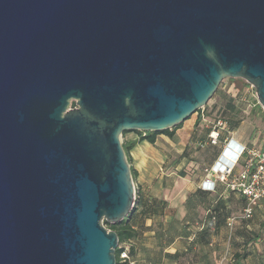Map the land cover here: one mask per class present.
<instances>
[{"label": "water", "instance_id": "95a60500", "mask_svg": "<svg viewBox=\"0 0 264 264\" xmlns=\"http://www.w3.org/2000/svg\"><path fill=\"white\" fill-rule=\"evenodd\" d=\"M227 77L264 109V0H0V264H116L122 135L179 125Z\"/></svg>", "mask_w": 264, "mask_h": 264}, {"label": "crops", "instance_id": "0c3cea01", "mask_svg": "<svg viewBox=\"0 0 264 264\" xmlns=\"http://www.w3.org/2000/svg\"><path fill=\"white\" fill-rule=\"evenodd\" d=\"M198 119L200 114L195 113L168 131L159 132L154 143L140 140V133L136 130L123 134V142L135 143L129 158L139 191L128 222L137 232L129 241L136 250V264H182V258L192 243L184 228L192 220V212L198 205L188 198L196 193L211 195L202 190L200 184L206 175L205 168L218 158L216 154L210 158L203 173L182 174L187 170L195 172L193 170L197 167V161L187 153L194 134L199 136L198 144L216 147L209 143L207 125L198 126ZM242 124L229 136L241 144L255 145L256 142L250 141L242 131ZM258 145L263 146L264 141ZM228 195L223 193L220 196L225 198ZM251 243L245 241L235 252H243V264H264V239L258 238Z\"/></svg>", "mask_w": 264, "mask_h": 264}, {"label": "rangeland", "instance_id": "374dc122", "mask_svg": "<svg viewBox=\"0 0 264 264\" xmlns=\"http://www.w3.org/2000/svg\"><path fill=\"white\" fill-rule=\"evenodd\" d=\"M245 83L246 80L242 78H224L217 89L218 92L216 91L217 94L215 92L208 103L214 104V102H217L216 106L220 108L221 115L230 116L231 113L226 112V105L231 96L226 92L225 88L227 89L228 85H236L241 88V96L235 101L240 108L238 118L241 119V123L243 122L241 129L249 140L253 143L256 142L257 145H255L259 147L260 145L258 144L264 141V109L258 102L257 97H255L254 90H250ZM70 106H75L74 100L71 101ZM190 146L189 153L197 161V167L193 170L195 172L187 170L185 173L189 172L193 176L192 173L204 172L206 162L216 154L217 148L198 147L194 143ZM134 185H136L135 181ZM194 199L198 206L192 212V220L186 225L189 227L187 232L192 238V243L186 252L185 258H182V264H236L235 250L239 247L242 248L245 239L248 237L251 239L258 237L264 239L263 209L256 212L252 218L244 219L242 218L243 201L235 193H231L225 198L216 194L209 196L195 194ZM217 201L222 202V204L217 205ZM216 207L217 210H215L219 213V222L222 227L217 229L213 226L209 231L202 232L201 226L208 217L209 209ZM228 218H235L233 228L227 225ZM101 223L111 230L105 220H102ZM254 241H257V239L248 242L254 244Z\"/></svg>", "mask_w": 264, "mask_h": 264}, {"label": "built area", "instance_id": "2783aa9c", "mask_svg": "<svg viewBox=\"0 0 264 264\" xmlns=\"http://www.w3.org/2000/svg\"><path fill=\"white\" fill-rule=\"evenodd\" d=\"M247 82V81H246ZM248 83V82H247ZM250 90L256 89L248 83ZM230 87H234L230 85ZM258 100V99H257ZM206 109L201 108L199 113L210 127L208 134L209 143L221 148L217 160L205 168V178L201 181L200 188L215 191L217 184L221 183L225 189L240 192L245 197L242 218H252L255 208L264 203V145H248L237 142L232 135L223 140L220 135L228 130V124L223 118L209 120L204 115ZM136 190V185H135ZM235 218H229L228 226H234ZM128 246L121 251L122 259L128 258Z\"/></svg>", "mask_w": 264, "mask_h": 264}, {"label": "trees", "instance_id": "16d2710c", "mask_svg": "<svg viewBox=\"0 0 264 264\" xmlns=\"http://www.w3.org/2000/svg\"><path fill=\"white\" fill-rule=\"evenodd\" d=\"M245 85H248V83L246 82ZM233 86L234 87L231 88L230 85H228L227 86V89L225 88L226 92L231 96V99L227 102V105H226V112H230L231 113L230 116L221 115L222 112L220 111V108H217V106H216V103L217 102H214V104L207 103L204 106L205 109H206L204 115H206V118L207 119H209V120H213L214 119L215 120V119H218V118H223L224 120H226V122L228 124V130L227 131H223V133L220 135V139L221 140H223L226 136H229L231 133H233L234 129H236L240 125V123H241V119L238 118V114L240 112V108L236 104L235 101L238 100L239 97L241 96L242 89L239 88L236 85H233ZM217 92H216V94H217ZM200 111H201V108L197 112H200ZM197 123H198L197 124L198 126H200V124H202V123H203V126L206 125V123L203 120V118H202L201 115H200V119H198V122ZM136 131L140 133V140H147L150 143H154L155 142L156 135L159 133V131H141V130H136ZM164 131H168V129H166ZM126 132H124V133H126ZM209 132H210V127L207 128V135L209 134ZM198 137L199 136L197 134H194L193 135V142H190V145L192 143H194L198 147L199 146H202V145H200V144H198L196 142L199 139ZM134 145H135L134 142H132L130 144H127V143L123 142V146H124V149L126 151V154H127V157H128V160L129 161H130L129 152H130V149ZM190 145L188 146V151H187V153L189 155H191L189 153V148L191 147ZM214 146H216L215 148H217L216 155H219L220 152H221V148L218 147L217 145H214ZM131 172H132V177L135 180V170L132 167H131ZM182 174L185 175L186 174L185 171H182ZM138 191H139V188H138V186H136V193ZM204 191H207V192H209L211 194H216V195H219V196L221 194H223V193H227L229 195L231 193H235L243 201V206L245 205V197L240 192H237L235 190H230V189L226 190L225 189V186L223 184H221V183H218L217 184V187H216V190L215 191H208V190H204ZM196 194H200V193H196ZM194 195H190L189 196L188 200L190 202L193 201V200H195L194 199ZM220 197H222V196H220ZM218 204L221 205L222 202L217 201V205ZM215 209L217 210V207L214 208V209L213 208L212 209H209L208 214H207L208 217H207L206 221H204L202 223V226H201V231L202 232L209 231V229H211V227H213V226H215L217 229H220L222 227V224L219 222L220 221L219 213ZM261 209L264 210V203H261L259 206H257L255 208L254 215H255L256 212H258ZM228 220H229V218L227 219V225H228ZM105 222H106V224L108 225V227L111 230H114V231L117 232L118 237H119V244H118V247H117V249L115 251L116 258H117V263L116 264H136V262L134 260V257L136 255V250H135L134 245H130L129 244V241L131 239H133L137 235V232L133 229V227L126 220V218H124L120 222H116V223H111V222H108L106 220H105ZM184 229H185L186 232L189 231V229L187 228V226ZM186 229H188V230H186ZM188 235H189V233L187 234V236ZM242 236H245V235H242ZM258 238H256V239L258 240ZM256 239H251V238L248 237L247 239H245V241L248 242V241H252V240H256ZM126 244H128V245H126ZM125 246H128V250H127L128 251V258L122 259L120 257V254H121V251L125 248ZM234 255L236 256L235 263L236 264H243V262H242L243 259H244L243 252L242 253L241 252H235Z\"/></svg>", "mask_w": 264, "mask_h": 264}]
</instances>
